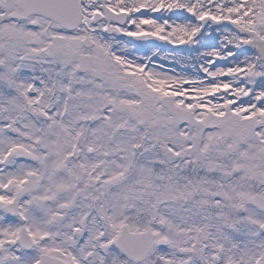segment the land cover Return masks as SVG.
<instances>
[{"label": "snow or ice", "instance_id": "1", "mask_svg": "<svg viewBox=\"0 0 264 264\" xmlns=\"http://www.w3.org/2000/svg\"><path fill=\"white\" fill-rule=\"evenodd\" d=\"M0 264H264V0H0Z\"/></svg>", "mask_w": 264, "mask_h": 264}]
</instances>
